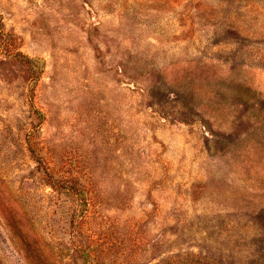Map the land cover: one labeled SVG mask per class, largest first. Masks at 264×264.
Instances as JSON below:
<instances>
[{"label":"rangeland","instance_id":"1","mask_svg":"<svg viewBox=\"0 0 264 264\" xmlns=\"http://www.w3.org/2000/svg\"><path fill=\"white\" fill-rule=\"evenodd\" d=\"M0 264H264V0H0Z\"/></svg>","mask_w":264,"mask_h":264}]
</instances>
